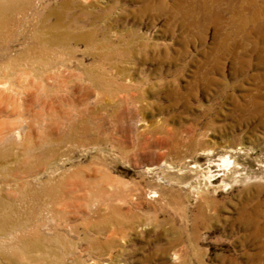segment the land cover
Listing matches in <instances>:
<instances>
[{
    "label": "rangeland",
    "instance_id": "obj_1",
    "mask_svg": "<svg viewBox=\"0 0 264 264\" xmlns=\"http://www.w3.org/2000/svg\"><path fill=\"white\" fill-rule=\"evenodd\" d=\"M255 1H23L15 34L55 23L56 10L60 32L98 43L53 51L67 70L49 81L19 67L20 95L0 116L38 144L14 147L18 168L33 167L30 186L17 192L0 175V190L39 205L10 218L25 225L19 238H48L44 264H264V100L253 106L264 97V0ZM101 55L112 59L96 64ZM84 67L103 76L101 94ZM26 89L38 91L30 112ZM47 148L55 155L37 166ZM48 184L58 186L51 197L40 194ZM18 243H0V264Z\"/></svg>",
    "mask_w": 264,
    "mask_h": 264
},
{
    "label": "bare ground",
    "instance_id": "obj_2",
    "mask_svg": "<svg viewBox=\"0 0 264 264\" xmlns=\"http://www.w3.org/2000/svg\"><path fill=\"white\" fill-rule=\"evenodd\" d=\"M23 1L25 0H0V116L4 112L8 111L10 102L14 98H17V96L20 95V91L19 89L16 88L15 86L16 84L14 82L16 76L19 75L17 72L15 73V71L21 70L19 67L23 66L22 67L23 72H25V74H28L29 76L33 74L35 77H38L39 79L49 81L52 78H54V74L52 73L53 69L61 68L64 71L67 70V67H64L65 63L67 62V59L62 58L60 59V61H58L59 62L58 63L57 60L53 58V56L51 55L53 51L55 52L57 49L61 48L63 49L64 52L71 44V42H73L74 45L76 46L84 45L85 47H94L98 45V43L94 39L93 34H79V35L71 36L63 32H60L59 28L62 25V19L64 15L56 10H51L49 13L51 16L55 17L56 20L55 23L48 24L46 20H44L45 18L43 17L42 26L30 37L20 36V34H15L14 33L15 27H18L20 23V20H18L17 18L15 19V17L18 14H23L22 12L24 11L23 5L26 3ZM65 7H67V5ZM113 45L114 43L110 44L111 47H113ZM124 54L125 55L131 54V51L128 50L124 51ZM72 59H74L73 56L70 58V61H72ZM106 59H112V57L105 58L102 55L98 56V60H96V64L98 63L100 64L101 61ZM77 62L78 65H83L82 60H78ZM40 70L41 71L45 70V71L43 73ZM118 74L122 76L124 75L120 70L118 71ZM83 75L85 79H87L88 81L97 84V89L100 91L101 94V87L104 79L103 76L99 73L94 74L85 67H84ZM262 80L264 81L263 76H262ZM262 83L264 82H261V84ZM34 88L39 89L38 86L36 85H34ZM37 89L36 91L31 89L28 93L26 89V92H24L27 93V96L24 98V106H26L25 110L29 112L31 111V107L33 106L34 101L37 99V92H38ZM45 90L47 91L49 89L45 88ZM71 91L74 92V89H71ZM84 94L85 97L88 96L87 93ZM260 95L262 96V94ZM263 98L261 100H254V102L256 103L252 105L254 106L255 111L260 109L259 105L262 104V101L264 100ZM42 107L45 108L46 105H43ZM50 110H53L51 105L49 107V111ZM8 137L13 138L14 145L7 143ZM28 140H29L28 136L21 129L6 128L5 123L0 122V175L3 178L2 179L3 182L6 183L11 181V183L8 184L9 186H13L12 182L15 185H17V188L15 187L17 192L20 190L24 191V189H27L30 186L29 180H24V179L33 173V167L30 168L25 167L24 169H22V167L20 169L18 168L19 167L18 165L23 162V157H22L23 154L22 153L17 154V152L14 151V147L23 145L26 146L25 148H28L30 152L39 149L37 147L38 144L36 141L31 140L30 142H28ZM54 155L55 152L53 149L51 148L44 149L42 158L40 156H36L37 157L36 159L39 158V160L36 161L37 166L42 165L44 159L53 158ZM46 170L49 172L51 169L48 166L45 169V171ZM48 185L43 188L40 194L46 197H51L54 194V190H56L58 186L49 185L50 186L49 187ZM2 191L3 190H0V243L1 242L7 243L9 240L14 242H19L18 252L15 251L11 254L9 258H6L4 264H19L18 261H20V259L23 258L28 261L27 264H44L43 262L45 259L43 257V252L45 249L43 248L42 241H45L48 238L41 235L38 229L35 231V233H33L35 236L34 241L28 238H19L18 234L25 231V225L23 226L21 223H15L10 218V216L16 212H26L27 215H31V214L34 215L36 212H38L37 209L39 208V205L36 204L33 205L27 204L20 206L19 204L16 205L15 201L12 200L14 197H11L10 195H9L10 197L8 196L5 197V195L2 194L3 193ZM41 195L35 194L34 192L31 195L32 198L30 199H32L33 201L38 200ZM51 239L53 240V238ZM15 250H17V248Z\"/></svg>",
    "mask_w": 264,
    "mask_h": 264
}]
</instances>
